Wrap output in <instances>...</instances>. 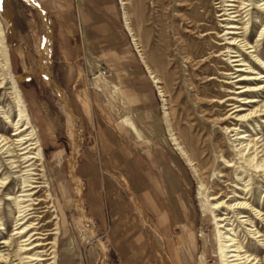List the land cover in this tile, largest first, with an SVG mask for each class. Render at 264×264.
<instances>
[{
    "label": "rangeland",
    "instance_id": "374dc122",
    "mask_svg": "<svg viewBox=\"0 0 264 264\" xmlns=\"http://www.w3.org/2000/svg\"><path fill=\"white\" fill-rule=\"evenodd\" d=\"M119 2L122 6L123 23L136 57L148 70L147 74L150 75L156 88L168 129V139L182 154L172 139L171 131H173L198 169L197 173L194 166H191L182 154L184 165L189 169L197 189L200 224L203 226L201 230H205L211 240V243L205 240L206 252H213L216 256V258L213 256L203 258L201 264H221L219 234L214 221L215 213H213L214 210L216 213L219 211L208 207L210 194L220 195L219 200H224L225 205L221 207V212H224L223 209H227L228 203L235 196L232 191L239 188V192L236 193L240 195L238 200H245L248 197L254 200V205L264 213L262 176L254 179V184L248 187V189L252 188V191L247 193L241 191L242 188L238 184L237 187L235 186L238 183L237 175H241L242 168L235 171V168L226 167V161L232 159L234 152L226 154L224 151L227 149L234 151L233 136L225 132V125L222 123L223 118L230 112L227 111L230 106L226 107L225 104L220 103L221 100L239 95L235 93L239 88L235 81L237 78L234 77L239 74L236 71L238 67L235 66V62H232L234 58L231 57L235 55V52L227 51L229 46L227 42L233 36L242 35L249 21L251 22L245 31L248 41L252 45L256 44L254 55L259 54L264 60V39L257 40L264 24L260 16L261 12L253 4L248 12L243 9L240 16L229 20L230 17L222 15V8L224 4H227L225 0H119ZM39 5L43 7L40 3ZM237 6L242 8L244 5L238 3ZM45 16V18L41 16L25 0H0V26L8 46L11 72L36 129L42 151L40 159L31 160L33 165L30 168L33 170L30 171H27L29 168L23 167L26 164L21 163L22 157L16 158L20 167H12L7 154L0 153V177H7L5 186L0 188V217L4 224V228L0 229V248L4 247L3 241L10 240L12 246L8 247L9 251L17 252V258H24L23 261L28 264L29 258L25 257L26 252L29 251L24 252L25 248L20 249L21 246L30 242L24 241L27 233L14 234L18 222L16 220L22 217L14 199L15 197L26 198L21 194L27 193L23 191L27 189L23 181L27 179L26 174L29 173L30 175L27 176L32 177L34 182L31 183L44 187L34 188L31 191L34 192L33 200L24 202L34 207L24 221L29 219L33 229H38L37 232L41 231L43 243H49L57 237L56 245L43 244L40 250L33 253L41 252L44 257L49 258L45 260V264H57L61 223L67 219L73 232L72 236L76 238L75 242L81 248L82 256H84V248L82 249L81 243L87 241L101 250L102 262L98 264H120L117 256L111 251L105 235L98 230L94 220L86 212L84 200L86 183L80 166L82 152L87 148L89 141L85 125L73 109V113L78 117V126L83 127V139L75 172L81 180L80 194L68 168L71 140L67 130V116L63 113L62 103L56 94L57 86L64 93L66 92L69 104L70 95L62 81L63 69L55 46V27L47 10ZM127 20L132 30L128 28ZM230 22H235L241 27L233 29L240 34L228 33L232 30L227 28L229 24H232ZM47 25L52 35V51L48 61L49 82H46L41 73L39 61V45ZM238 49L256 72L264 70V67L262 70L257 66V61L247 50ZM151 72L162 83L156 84L154 78H151ZM10 79L0 65V82L6 81L0 89V107H2L0 134L14 139L15 137L11 134L15 131L18 110L15 98L12 97ZM162 93L164 95H161ZM229 102L226 101V104ZM230 121L233 120L230 119ZM259 124L260 128L257 124L250 126L249 131L253 137L264 136V120H261ZM247 128L249 129V126ZM218 143H221V146L216 147ZM20 148L19 146L13 148L15 156L21 153ZM60 150L63 151L61 157L53 160V154ZM33 151L35 150L31 152ZM238 165H240L239 161ZM200 178L204 180L207 189L201 186ZM57 184L62 198L58 196ZM65 187L68 189L69 198L65 194ZM81 199L89 221L79 217L80 211L77 204ZM65 205L68 206L65 208ZM260 226L263 229V224ZM90 229L95 235H90ZM236 230L245 250L255 253L260 248L262 249L260 254L264 257V249L257 240L253 239L242 226ZM53 231L58 233L51 234ZM257 246L258 249H256ZM79 254V252L76 253L78 257ZM53 255L55 258H51Z\"/></svg>",
    "mask_w": 264,
    "mask_h": 264
},
{
    "label": "crops",
    "instance_id": "0c3cea01",
    "mask_svg": "<svg viewBox=\"0 0 264 264\" xmlns=\"http://www.w3.org/2000/svg\"><path fill=\"white\" fill-rule=\"evenodd\" d=\"M38 2L53 21L62 81L88 134L80 166L87 214L120 264H201L211 240L201 230L197 189L168 139L156 88L136 57L119 0ZM61 224L57 264L102 262L101 250L87 241L82 256L68 220Z\"/></svg>",
    "mask_w": 264,
    "mask_h": 264
},
{
    "label": "bare ground",
    "instance_id": "6f19581e",
    "mask_svg": "<svg viewBox=\"0 0 264 264\" xmlns=\"http://www.w3.org/2000/svg\"><path fill=\"white\" fill-rule=\"evenodd\" d=\"M227 4H224L222 8L223 16L230 17L231 20L233 17H238L241 15L243 9H246L248 12L251 8V5L255 4L256 7L259 9L260 16L262 17V21H264V0H225ZM25 2L30 5L32 8L37 10L41 16L45 18L46 10L43 9L37 2V0H25ZM122 3V1H121ZM240 3L243 7L238 8L237 4ZM125 4V2H124ZM249 15V13H247ZM247 17V16H246ZM227 19V18H225ZM250 19V17L248 18ZM251 21H249L246 26L245 30H243L242 35L239 31H234L233 29H239L241 27L238 26L235 22H230L227 28L232 29L229 34L233 33L238 36H233L229 39L227 44V51L229 53L235 52V55L231 56L234 59L232 62H235V66H237V73L238 75L234 76L237 79L235 80L239 90L235 93L239 94L236 97H229L225 100H221L220 103L225 104V106H230L227 111H230L228 116L223 118L222 123H224V130L226 133H231L233 136V150L227 149L224 153L234 152L232 159L226 161L227 168H235L237 171L239 168H242L241 175H237L236 187L241 186L244 192H251L252 188L248 189V187L254 184V179L258 176H262V180H264V136L259 135L253 137L250 134V126L253 124H257L260 128V121L264 120V60L259 56V54H255L256 52L255 46L256 44H251L248 41V36L245 33L247 30V26ZM128 28H131L129 20H127ZM45 34L41 40L39 45V54H40V69L41 73L43 74L46 82L50 81L49 78V69H48V61L52 51V40H51V29L49 26H46ZM264 39V24L260 29L258 34L257 40ZM237 48H241L243 50H247L248 53L251 54L257 61V66L263 71L256 72L255 68L252 67L249 63H247L246 58L243 57L241 51ZM0 65L3 68V71H6L9 77L11 78V89H12V97L15 98V102L17 104L18 110V117L15 123V131L11 136L15 138L12 139L11 137H7L3 134H0V153L7 154V158L9 163L12 167H20L18 164V160L16 158L22 157V162L26 165L23 167H27V171L33 170L30 167L33 165L31 160L33 158L40 159L42 155V151L40 149L39 138L37 136L36 129L30 119L28 109L23 101L22 94L19 91L18 85L16 80L13 77V73L11 72V64H10V57L8 53V46L4 36V31L0 26ZM105 68V67H103ZM107 69V68H106ZM2 71V70H1ZM109 71V69H108ZM101 72V71H100ZM3 74V73H2ZM103 75V74H102ZM107 75V74H106ZM152 78H154L156 84L162 83L156 75L152 74ZM6 81L1 80L0 82V89L3 87ZM8 82V81H7ZM9 82V83H10ZM161 88V86H158ZM66 93V92H65ZM64 91L60 90L57 86V95L62 103L63 113L67 116V130L71 140V156L68 160V168L71 173L72 178L74 179L75 183L77 184L78 193L80 194L82 191V185L80 178L76 175V168H77V156L80 152L82 139H83V127L78 126V117L73 113L72 108L69 104V100L67 95ZM250 95V96H243V95ZM161 95H164L163 93ZM226 101H230L226 104ZM2 107H0L1 109ZM167 109V107L165 108ZM242 111V112H241ZM168 114V112H166ZM8 118V117H7ZM232 119L233 121H230ZM249 126V129L247 128ZM172 139L174 140L175 144L181 150L183 156L188 160V163L191 166H194L195 171L198 173V169L196 168V163L192 159V157L188 154L184 146L180 143L177 136L173 131H171ZM15 146L21 147V153L15 156L13 153V148ZM221 146V143L216 144V147ZM224 146V145H223ZM32 150H35L31 152ZM33 153V154H32ZM32 154V155H31ZM238 161L240 165H238ZM20 171V169H19ZM251 172V173H249ZM29 173L26 174L27 179L23 181L24 189L23 191H27L25 194H21V196H25L26 198H19L15 197L16 205L21 213L22 217L17 219L16 223L17 227L15 228L16 232L14 234H22L27 233V237L24 241H30L29 243L25 244V246H21L20 249H24L27 255L25 258H29L27 261L28 264H45V260L49 259L44 257V254L41 252L33 253V251L40 250L41 245L43 244H57V237H55L49 243H43L42 233L37 232L38 229H33L32 222L24 221L27 219V216L30 214L29 211L34 209L31 207V204H24V202L33 200L32 195L34 192H31L36 187H44L43 185H35L33 184V179ZM42 175V174H41ZM45 176V173H43ZM7 177H0V188L5 186ZM201 179V178H200ZM33 182V183H31ZM201 186L206 188L205 182L203 179L200 180ZM264 182V181H263ZM243 184V185H242ZM264 186V184H263ZM240 190L239 188L234 189L232 192L235 193L233 199L227 205V209L224 212H221V207L225 205L224 200H219L220 195H212L210 194L208 207L218 209L219 213H216L215 210L213 213L214 221L216 222L219 234V256L221 260V264H264V257L261 256L260 251L262 249L259 248L258 252L249 253L248 250L244 249V245L238 238L239 233L236 229L240 228L241 226L245 229L248 234L257 242L260 246L264 249V213L261 209L254 205V200L249 199L248 197L245 200H238L240 195L238 193ZM231 199V198H230ZM215 200V201H214ZM211 201V202H210ZM214 201V202H213ZM78 210L80 211L79 217L81 219L89 218L85 214V209L83 205L82 199L78 201ZM253 215V216H252ZM237 221V222H234ZM239 223V224H237ZM81 224V223H80ZM260 224H263V229H261ZM3 221L0 217V229H3ZM89 231V230H88ZM91 232V229H90ZM89 232V233H90ZM58 231H53L51 234H57ZM90 235H95L94 232H91ZM4 247L0 248V264H26L23 259H18L17 252L9 251L8 247H11V241L6 239L3 241ZM53 248V247H52ZM258 249V246L256 247ZM55 251V248H53ZM33 253V254H32ZM208 258L212 257L216 258L213 252L207 251ZM51 258H55L53 255ZM19 260V261H17ZM17 261V263H15ZM30 262V263H29ZM55 261H53L54 263ZM52 263V262H51Z\"/></svg>",
    "mask_w": 264,
    "mask_h": 264
},
{
    "label": "built area",
    "instance_id": "2783aa9c",
    "mask_svg": "<svg viewBox=\"0 0 264 264\" xmlns=\"http://www.w3.org/2000/svg\"><path fill=\"white\" fill-rule=\"evenodd\" d=\"M101 74H103V75H106V74H108L109 73V71H108V69H106V68H103L102 67V69H101V72H100Z\"/></svg>",
    "mask_w": 264,
    "mask_h": 264
}]
</instances>
